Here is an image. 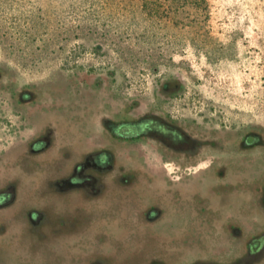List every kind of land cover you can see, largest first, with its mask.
<instances>
[{
  "label": "flooded vegetation",
  "instance_id": "af4514ba",
  "mask_svg": "<svg viewBox=\"0 0 264 264\" xmlns=\"http://www.w3.org/2000/svg\"><path fill=\"white\" fill-rule=\"evenodd\" d=\"M107 81L0 68V264H264V125L174 114L179 80Z\"/></svg>",
  "mask_w": 264,
  "mask_h": 264
},
{
  "label": "rangeland",
  "instance_id": "374dc122",
  "mask_svg": "<svg viewBox=\"0 0 264 264\" xmlns=\"http://www.w3.org/2000/svg\"><path fill=\"white\" fill-rule=\"evenodd\" d=\"M0 68L36 83L99 74L145 100L179 80L174 114L263 126L264 0H0Z\"/></svg>",
  "mask_w": 264,
  "mask_h": 264
}]
</instances>
